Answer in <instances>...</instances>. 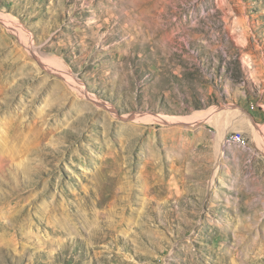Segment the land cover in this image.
<instances>
[{"label": "rangeland", "instance_id": "rangeland-1", "mask_svg": "<svg viewBox=\"0 0 264 264\" xmlns=\"http://www.w3.org/2000/svg\"><path fill=\"white\" fill-rule=\"evenodd\" d=\"M0 160V264H264V0H0Z\"/></svg>", "mask_w": 264, "mask_h": 264}, {"label": "bare ground", "instance_id": "bare-ground-1", "mask_svg": "<svg viewBox=\"0 0 264 264\" xmlns=\"http://www.w3.org/2000/svg\"><path fill=\"white\" fill-rule=\"evenodd\" d=\"M17 29V27H16ZM19 29V28H18ZM22 32V31H21ZM19 36H22L21 38H23V34L20 35L19 33ZM6 68H9V66L7 65ZM169 119V118H168ZM166 119V120H168ZM225 143L229 146L231 145H237V146H245L246 144V140L245 139H237V138H229V139H226ZM4 160V159H3ZM1 161V160H0ZM2 162V161H1ZM0 162V163H1ZM3 165V164H2Z\"/></svg>", "mask_w": 264, "mask_h": 264}, {"label": "built area", "instance_id": "built-area-1", "mask_svg": "<svg viewBox=\"0 0 264 264\" xmlns=\"http://www.w3.org/2000/svg\"><path fill=\"white\" fill-rule=\"evenodd\" d=\"M229 138L245 139V137L242 135V133L237 132V131H230V132L226 133L223 137V139H229Z\"/></svg>", "mask_w": 264, "mask_h": 264}]
</instances>
